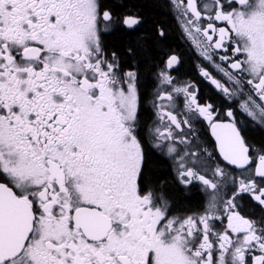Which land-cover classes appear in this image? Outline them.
Segmentation results:
<instances>
[{"label": "snow or ice", "instance_id": "1", "mask_svg": "<svg viewBox=\"0 0 264 264\" xmlns=\"http://www.w3.org/2000/svg\"><path fill=\"white\" fill-rule=\"evenodd\" d=\"M0 264H264V0H0Z\"/></svg>", "mask_w": 264, "mask_h": 264}, {"label": "flooded vegetation", "instance_id": "2", "mask_svg": "<svg viewBox=\"0 0 264 264\" xmlns=\"http://www.w3.org/2000/svg\"><path fill=\"white\" fill-rule=\"evenodd\" d=\"M180 43L182 44V50L184 48H187V45L183 43V40L181 39ZM187 59L185 60V66L184 71L188 73V76L185 78H195V72L193 70V62L195 60V57L192 55L191 51H187L185 53ZM202 91H206V89H202Z\"/></svg>", "mask_w": 264, "mask_h": 264}, {"label": "trees", "instance_id": "3", "mask_svg": "<svg viewBox=\"0 0 264 264\" xmlns=\"http://www.w3.org/2000/svg\"><path fill=\"white\" fill-rule=\"evenodd\" d=\"M170 23H171V21H169ZM176 33L174 32V35H175Z\"/></svg>", "mask_w": 264, "mask_h": 264}]
</instances>
